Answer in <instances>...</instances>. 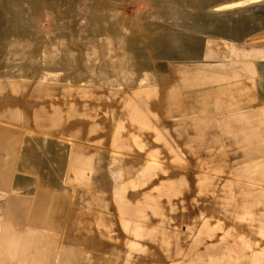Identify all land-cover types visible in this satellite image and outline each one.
I'll list each match as a JSON object with an SVG mask.
<instances>
[{
  "label": "rangeland",
  "instance_id": "1",
  "mask_svg": "<svg viewBox=\"0 0 264 264\" xmlns=\"http://www.w3.org/2000/svg\"><path fill=\"white\" fill-rule=\"evenodd\" d=\"M57 118L87 155L71 178ZM0 134L7 194L37 175L88 211L90 192L109 200L118 228L88 234L105 258L124 244L135 257L158 247L161 264H262L264 0H0ZM135 189L155 194L144 214L177 244L130 225L117 191Z\"/></svg>",
  "mask_w": 264,
  "mask_h": 264
},
{
  "label": "crops",
  "instance_id": "2",
  "mask_svg": "<svg viewBox=\"0 0 264 264\" xmlns=\"http://www.w3.org/2000/svg\"><path fill=\"white\" fill-rule=\"evenodd\" d=\"M162 101L172 104V102L176 101V98L169 97L165 99L164 97ZM168 110L170 111V109ZM66 121L67 120L63 121V126L58 118L53 123V125L61 127V129H59L61 135L66 129L72 130L68 127L65 130L63 129L68 125V123H65ZM197 128L199 127L197 126ZM52 133H55V131L46 134L50 136ZM1 137L2 135L0 134V141H2ZM198 138H200V136ZM63 139H66L71 145L69 149V158L66 160V166L68 168L70 163H74V165L69 169L70 171L67 169V173H65V178H71L74 172L75 175L79 174L78 170L80 163L85 162L87 155L82 153V146L80 145L83 142L79 143V145L68 137L64 138L62 135V140ZM1 154L3 155V162L0 161V188H2L3 191L0 195L5 196L4 207L7 212V219L1 224L2 230L0 234V254L3 259L16 261L21 259L23 260L22 262H24L23 264H161V260L165 258V255L167 256V254L158 247H152L153 252H151V254H141L135 257L133 254L129 253L127 249H123L122 245L124 246V244H121V248L117 246L111 247L109 249V252L112 254L111 258H105L104 253L108 251L105 250V245L96 238L97 236H88V234L92 235V233L98 232L110 236V233L118 228L116 222L111 218L112 214L114 219V213L110 211L109 200L106 198L102 199L98 196V192H90L89 202L94 203L95 210L88 211L89 209L86 208V206L79 207L72 203L75 195L74 187L69 186L72 191L70 197H66L61 191L41 188L40 185H42V183L40 180L43 179H37V175H35L33 181H31L35 184L33 189L26 187V185L29 184V180L18 177L15 179L13 177L14 190L12 193L7 194L4 147H0V155ZM151 160L153 161V159ZM145 164L147 165V163ZM263 165L264 164H261L257 170V165L254 164V169H252V171H260L262 175V170H264ZM129 169V167H125L123 173L127 174L130 172ZM147 171L150 172L149 168L145 171L146 174ZM153 172L154 174L152 177L154 179L161 175L159 172ZM129 179L130 177H128V180ZM151 179L149 178V180ZM50 182L51 184L54 183L53 181ZM121 184L122 181L120 180L119 186ZM63 185L66 184L63 182ZM260 186L263 187L264 191V185ZM51 187L54 188L53 186ZM121 192L124 191H117L119 196L118 200L124 204L132 205V215L135 216L137 214V216H139L138 218H140L138 222H133L134 220L128 219L130 225H134V230L138 231L137 228H140L142 233L144 232V235L150 236L155 234L160 240L164 239L166 243L173 242L177 244L176 240L180 239L177 237V231L172 229L167 230L165 227L161 226V221L154 220L152 222L144 214L151 208L158 207L155 205V202H153V196H155V194L152 192L150 193L149 190L136 191L135 189L129 194V197H131L130 200L128 196L126 197L123 193L121 194ZM143 194L146 196L145 200L141 199ZM108 198L113 200L112 194H110ZM137 204L141 205L140 208L137 207ZM169 235H173L174 238L168 239L167 237ZM129 242L132 241L129 240ZM122 243L124 242L122 241ZM131 245H134V243H131ZM119 250L124 253V256L117 262ZM179 251L183 253L184 248L180 247ZM196 254L194 255L195 257ZM182 256L184 257V253L183 255L181 254V257ZM213 256L212 254L208 257H212V260L219 259ZM130 257H134V259ZM221 258L222 260L225 259L224 256ZM245 258L247 261L253 259L252 254L250 256L246 255ZM259 258L263 261L262 264H264V258ZM200 259H202L201 262L204 261V264H209L208 260L206 261L207 258Z\"/></svg>",
  "mask_w": 264,
  "mask_h": 264
}]
</instances>
